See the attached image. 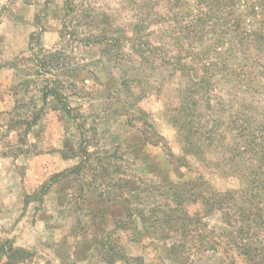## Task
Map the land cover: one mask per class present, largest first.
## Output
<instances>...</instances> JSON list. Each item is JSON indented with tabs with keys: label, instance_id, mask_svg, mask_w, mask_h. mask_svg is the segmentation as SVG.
Returning <instances> with one entry per match:
<instances>
[{
	"label": "rangeland",
	"instance_id": "rangeland-1",
	"mask_svg": "<svg viewBox=\"0 0 264 264\" xmlns=\"http://www.w3.org/2000/svg\"><path fill=\"white\" fill-rule=\"evenodd\" d=\"M166 6L158 0H0V238L30 251L35 264H104L97 241L109 236H120L125 253L144 264H176L168 244L152 241L138 220L117 230L122 196L140 205L139 199L150 201L148 187L199 175L219 190L231 186L229 175L208 172L192 157L190 170L169 164L166 148L178 157L182 147L165 113L186 80L169 68L164 73L156 60L161 51L146 64L129 47L85 42L94 24L117 38L132 37L137 15L165 13ZM140 29L147 34V24ZM149 33L161 42V27L152 25ZM124 80L127 90L120 93ZM235 101L232 96L230 106ZM141 118L162 140L147 134L145 141ZM83 142L89 163L78 176L66 174L84 161ZM128 179V190L121 188ZM219 218L206 222L216 227ZM215 258L204 264H218Z\"/></svg>",
	"mask_w": 264,
	"mask_h": 264
},
{
	"label": "trees",
	"instance_id": "trees-1",
	"mask_svg": "<svg viewBox=\"0 0 264 264\" xmlns=\"http://www.w3.org/2000/svg\"><path fill=\"white\" fill-rule=\"evenodd\" d=\"M158 1L166 3V12L137 15L132 37L117 38L113 29L101 30L94 24L85 42L95 38L96 45L106 40V47H129L146 64L161 51L156 60L164 73L169 68L186 80L175 89L174 102L165 113L182 147L178 157L166 148L169 164L187 169L192 157L208 172L229 175L231 186L219 190L199 175L148 187V194L144 192L150 201L139 199L140 205L122 196L124 218L116 220L117 230L132 229L138 220L152 241L168 244L176 264H204L211 256L218 264H264V0ZM150 18L163 31L160 43L151 41ZM144 24L147 34L140 29ZM126 82L122 81L120 93L127 90ZM50 94L58 96L54 91ZM226 100L227 109H222ZM137 114L147 116L143 111ZM140 122L146 142L147 134L162 140L153 124L142 118ZM84 143L80 146L84 161L66 174L84 172L89 163ZM129 184L128 179L121 188L128 190ZM194 206L198 210L190 212ZM215 214L220 216L219 224L210 227L206 219ZM111 238L97 241L104 264H144L125 253L120 236ZM0 256L5 257L4 264H35L30 251L1 238Z\"/></svg>",
	"mask_w": 264,
	"mask_h": 264
}]
</instances>
